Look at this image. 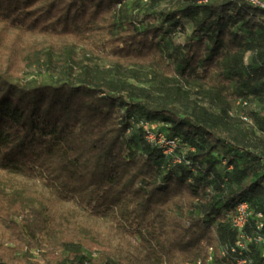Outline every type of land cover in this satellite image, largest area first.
<instances>
[{"label":"trees","instance_id":"1","mask_svg":"<svg viewBox=\"0 0 264 264\" xmlns=\"http://www.w3.org/2000/svg\"><path fill=\"white\" fill-rule=\"evenodd\" d=\"M127 1L157 0H0V264H264V243L231 251L239 202L252 211L245 232L260 220L264 234V140L237 139L229 113L234 101L264 102V8L182 0L137 21ZM168 23L190 29L172 50ZM35 36L112 63L28 79ZM140 119L179 140L180 162L146 142ZM117 228L139 248L125 251Z\"/></svg>","mask_w":264,"mask_h":264},{"label":"rangeland","instance_id":"2","mask_svg":"<svg viewBox=\"0 0 264 264\" xmlns=\"http://www.w3.org/2000/svg\"><path fill=\"white\" fill-rule=\"evenodd\" d=\"M181 4L182 0H157L154 2L127 1L122 8V12L123 15L126 13L127 17H133L137 21H143V14L145 13H152L154 16H157L160 12L171 8H177ZM121 16L122 13L120 12L116 20ZM156 19H158V17ZM139 26H141V24ZM164 31L166 34L163 37V41L166 43L169 50H172L177 44H183L185 37L190 33L187 24L180 25L179 27H171L168 23L164 25ZM69 42V40L54 39L48 36H35L32 40V48L36 50L35 56L39 57V63L27 68L25 72H23V75L28 79L42 76L44 79H52L54 81L57 78H64L67 76L73 77L84 64L98 68L111 65L112 59L110 57H98L89 54L82 46H74ZM32 50L33 49H31V51ZM48 57L49 61H46ZM249 57L250 53L245 52L242 55V61L248 63ZM66 61L72 65L71 70H69V64H67ZM134 83L137 85L139 84L135 81ZM209 108L217 112L213 106L209 105ZM229 113L235 117L233 122L235 129H237V139L243 143H247L250 147L251 145L258 144L260 140H264V102L259 103L257 101L248 100L246 104H242L240 101H234L231 103ZM12 183L15 187L42 188V183L40 181L22 177L12 178ZM65 206L75 208L72 202L67 203ZM94 222L96 226L103 230L109 229L112 224L107 216H100L96 218ZM7 225V222L0 223L1 235L6 234ZM117 230L120 232V235H117L116 232L113 238L121 236L120 242L125 245V251L139 248V240L127 232H122L118 228ZM112 243L115 246L118 244L115 239L112 240ZM218 254H220V250H218Z\"/></svg>","mask_w":264,"mask_h":264},{"label":"built area","instance_id":"3","mask_svg":"<svg viewBox=\"0 0 264 264\" xmlns=\"http://www.w3.org/2000/svg\"><path fill=\"white\" fill-rule=\"evenodd\" d=\"M247 1L264 8V0ZM239 101L242 104H246L245 101ZM136 125L142 129L146 142L161 149L164 155H172L174 161H181V158L176 156V149L179 146L178 139L167 137L165 132L161 131L158 125L154 122L140 119L137 121ZM251 215L252 211L249 209L248 204L244 201L239 202L234 211L231 213L230 223L238 232V240L236 241L235 247L231 248L232 252H235L236 248L242 251L246 244L250 242L264 243V234L260 232L263 227L262 221L258 220L255 223V231L252 234H247L244 230ZM256 216L257 218H260L261 214L257 213ZM209 250H211V248ZM241 251H238L237 254L241 255ZM246 261L247 259L244 256H239L237 258V264H244Z\"/></svg>","mask_w":264,"mask_h":264}]
</instances>
